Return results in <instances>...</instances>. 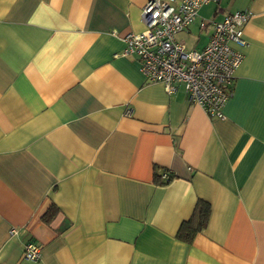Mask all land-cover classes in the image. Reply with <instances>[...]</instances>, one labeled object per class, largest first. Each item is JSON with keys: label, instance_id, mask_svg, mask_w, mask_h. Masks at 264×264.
<instances>
[{"label": "crops", "instance_id": "crops-1", "mask_svg": "<svg viewBox=\"0 0 264 264\" xmlns=\"http://www.w3.org/2000/svg\"><path fill=\"white\" fill-rule=\"evenodd\" d=\"M146 1L0 0V264H264V0L202 5L176 34L200 50L209 21L252 13L223 118L121 54Z\"/></svg>", "mask_w": 264, "mask_h": 264}, {"label": "built area", "instance_id": "built-area-1", "mask_svg": "<svg viewBox=\"0 0 264 264\" xmlns=\"http://www.w3.org/2000/svg\"><path fill=\"white\" fill-rule=\"evenodd\" d=\"M220 0H147L140 17L144 31L125 33L122 55L134 54L140 70L149 82L161 83L167 94L182 84L190 102L199 105L210 118H223L222 108L231 94L234 73L243 59L239 47L247 45L243 26L252 13L237 10L219 21H209L212 31L208 43L200 50H187L176 34L187 28L198 9ZM131 110L127 109L126 114ZM162 180H168L166 172ZM11 234L16 229L10 230ZM40 245L27 242L23 258L36 261Z\"/></svg>", "mask_w": 264, "mask_h": 264}, {"label": "trees", "instance_id": "trees-1", "mask_svg": "<svg viewBox=\"0 0 264 264\" xmlns=\"http://www.w3.org/2000/svg\"><path fill=\"white\" fill-rule=\"evenodd\" d=\"M208 213V204L202 200H198L190 218L180 224L177 231V237L187 243H190L195 234H197V232L205 226L208 219ZM51 216V214H47L44 218L45 220H48Z\"/></svg>", "mask_w": 264, "mask_h": 264}, {"label": "rangeland", "instance_id": "rangeland-1", "mask_svg": "<svg viewBox=\"0 0 264 264\" xmlns=\"http://www.w3.org/2000/svg\"><path fill=\"white\" fill-rule=\"evenodd\" d=\"M207 11L209 10V7L206 9ZM189 44V43H188Z\"/></svg>", "mask_w": 264, "mask_h": 264}]
</instances>
